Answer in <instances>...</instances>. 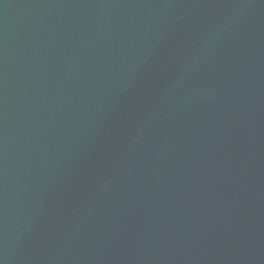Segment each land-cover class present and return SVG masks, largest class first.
Wrapping results in <instances>:
<instances>
[{
	"label": "water",
	"instance_id": "obj_1",
	"mask_svg": "<svg viewBox=\"0 0 264 264\" xmlns=\"http://www.w3.org/2000/svg\"><path fill=\"white\" fill-rule=\"evenodd\" d=\"M0 264H264V0H0Z\"/></svg>",
	"mask_w": 264,
	"mask_h": 264
}]
</instances>
